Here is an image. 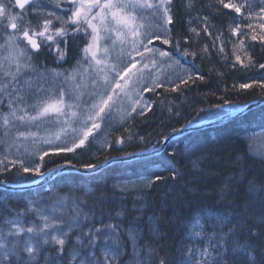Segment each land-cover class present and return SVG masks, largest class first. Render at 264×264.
<instances>
[{"label":"snow or ice","instance_id":"6c2138e0","mask_svg":"<svg viewBox=\"0 0 264 264\" xmlns=\"http://www.w3.org/2000/svg\"><path fill=\"white\" fill-rule=\"evenodd\" d=\"M179 4L189 17L191 37L177 31V0H0V144L5 145L0 176L12 169L17 177L45 176L65 165L102 176L113 161L124 163L121 157L99 159L92 153L113 113L145 117L154 102L145 100L143 91L154 92L167 83V91L177 92L206 79L184 67L175 53L209 62L215 56L232 69L264 70V62L253 54L257 48L264 51V0H213L207 6L215 5L217 12L219 6L231 9L228 37L212 23L211 13L198 14L199 0ZM193 13L198 27L191 26ZM201 33L211 38L210 45L204 43L199 53L189 51L186 45L199 43ZM73 48L78 58L64 68ZM179 67L183 75L174 82L169 70ZM252 89L264 95V80L239 84L240 91ZM125 102L130 105L126 113ZM133 138L129 134L127 140ZM254 140L249 137L247 150L234 155L226 152L227 145L200 150L190 160L192 175L179 188V174L169 167L167 176L120 179L111 186V196L107 189L84 191V197L91 193L99 204L110 205L101 207L99 217L94 209L81 207L86 199L72 195L83 185L51 208L34 202L14 207L0 200V264H153V257L155 264H264V145L254 148ZM116 143L122 147L114 150L124 157L136 155L124 150L123 138ZM13 148L16 155L10 159ZM50 153L64 157V163L52 160L55 168L48 167L45 157ZM68 154L92 159L73 163ZM36 155L40 163L31 159ZM176 155L170 154L173 161ZM226 155L227 167H217ZM7 182L0 179V184ZM169 183L173 190L157 209L149 197ZM128 196L133 197L131 205ZM166 226L182 230L175 257L161 245Z\"/></svg>","mask_w":264,"mask_h":264},{"label":"trees","instance_id":"16d2710c","mask_svg":"<svg viewBox=\"0 0 264 264\" xmlns=\"http://www.w3.org/2000/svg\"><path fill=\"white\" fill-rule=\"evenodd\" d=\"M212 2L213 0H199L198 8H200V11L198 14L203 16L211 13L210 19L212 23L217 28L223 29L225 37H228L227 27L233 21L231 9H224L222 6H219L220 11L217 12L215 5L212 8L207 7ZM225 2L227 3L228 0H225ZM177 9V31L181 36L187 35L191 37L192 34L187 32L188 24L186 21L189 17L185 15L184 10L180 7L179 0H177ZM196 15L197 13H193L192 27L199 26L198 21L194 19ZM28 18L32 19L34 24L37 22L36 17L31 13ZM210 31L215 33L216 29L210 28ZM232 39H235V37ZM210 41V37L201 33L199 43L194 44L189 42L186 47L189 51L199 53L202 45L204 43H209L210 45ZM164 47L168 48L167 45H164ZM230 48L231 45H227L225 50L230 51ZM73 52L77 53V50L73 48ZM73 52L72 58L75 56ZM253 54L258 62H264V51L257 48ZM175 55L187 62L194 71L203 73L206 77L205 81H197L196 85H182V90L177 92L167 91L168 87L156 89L154 92L148 91L147 98L154 102L152 111L148 112L145 117L138 116L133 123L128 124L125 128L114 131L111 134L110 140L113 148L102 152L92 151L95 157L104 159L108 155L123 156L122 152L114 150L122 147L116 143L120 138L125 140L123 147L129 153L147 151L154 148V145L159 147L163 144L165 137L187 125L218 118L229 111L240 110L250 102L264 97V95H261L262 90L260 89L239 90L240 83L251 82L252 78L257 77L264 71L259 67L250 69L237 67L236 69H232L227 61L215 56L209 62L207 60L201 61L199 55L196 58L182 57L179 52L175 53ZM218 73H223V76H219ZM233 84L236 85L235 89L232 87ZM225 100L231 101V103L225 104L224 107L216 106L223 104ZM245 128H264V106L251 110L245 113L243 117L229 123L189 133L168 144L165 150L158 155L128 163L111 165L104 171L102 176L99 173L85 175L77 172H68L59 175L43 186L25 191L0 189V200H6L14 207H22L24 203L34 201L45 204L50 202L55 194L70 193L74 187L83 185L84 187L81 191L72 192V194L81 199H86L87 203L82 204L88 210L94 209L96 216L99 217L101 207L109 208L110 205L99 204L96 197L91 195V193L87 197H84V191L97 188L102 190L107 189L111 196V186L114 182L139 175L148 176L152 173H162L167 176L169 173L166 169L169 167L174 168L179 174L178 180L180 183L175 184V187L179 188L192 175L190 160L194 159L200 150L211 146L227 145L226 152L228 154L234 155L245 152L247 150L246 140L243 137ZM129 134H134V138L131 141L127 140ZM140 136H143L145 139L143 141L139 140ZM157 141H159V144ZM92 149L95 148L93 147ZM173 151L177 152L174 161L170 157ZM67 158L73 159V163H77L78 160L79 162H86L88 159H92L91 156L83 155L73 158L72 154H68ZM52 160H55L57 163H64V157L54 156L50 153L48 157H45L48 167L55 168L56 165L51 163ZM93 162L98 161L93 160ZM228 162L229 155H226L225 159L221 160L216 166L226 168ZM249 163H253V161L249 160ZM44 170L41 169V171ZM15 171V169H12L6 175L0 176V179H6L12 184H29L42 177L34 174H25L23 177H17L13 175ZM93 176H97L98 179L91 181L89 178ZM73 178L77 179L74 180ZM171 190H173V183L155 188L149 197L150 202H153L154 206L158 209L164 194ZM205 203L211 204L212 202L206 201ZM184 211L186 212L187 209ZM166 230L167 237L161 241V245L175 257L177 255L175 249L181 241L182 230L179 227L173 228L172 226H166ZM153 260L155 264L156 258L153 257Z\"/></svg>","mask_w":264,"mask_h":264},{"label":"rangeland","instance_id":"374dc122","mask_svg":"<svg viewBox=\"0 0 264 264\" xmlns=\"http://www.w3.org/2000/svg\"><path fill=\"white\" fill-rule=\"evenodd\" d=\"M156 46H159V45L156 44ZM180 60H181V64L184 67L190 68L189 67L190 65L187 62L183 61L182 59H180ZM70 67H72V66H69L68 68H70ZM190 69H192V68H190ZM169 71L174 72V74L169 77L174 82L177 80V76L183 75V67L175 68V69H172V70H169ZM252 80H264V71L260 75H258L257 77L252 78ZM165 85H168V84L166 83ZM142 94H143V98L145 100H147L146 91H143ZM129 108H130V105L128 104V102H125V104H124V111H125V113L127 112V110ZM136 116L137 115L135 113H133L132 116H125L124 113H116V112H114L113 113V118L111 120V123L109 125H102V131H103L104 135L100 137V140H99L98 143H96V146L100 150L103 149L104 147H102V145L105 143L103 137H105L107 139H110V136L109 135H110V132L114 131L113 129H117V128H120V127L122 128V127L126 126V124H128L130 121H133ZM33 131H35V129H33ZM246 131L247 132L245 134V138L248 140V143L250 142L249 141V137H254L255 138L254 143H253V147L254 148H260L261 145H264V130H254V131L246 130ZM40 134L43 136L45 133H44L43 130H41ZM24 143L27 145L30 142L25 141ZM39 147H41V148H47L49 146L48 145H39ZM4 149H5V145L0 144V156L4 155ZM92 151H94V149H92ZM15 155H16V150H15V148H13L12 149V155L10 156V159L15 158ZM31 159L34 162L37 163L38 162V159H39V156L38 155L33 156V157H31ZM59 200H60V197L57 196L55 198V200L52 201L50 204L43 205V206H45L47 208H51L53 205L57 204V202ZM68 203H69V205H71L72 201L69 200ZM36 204H38V203H36ZM38 205H41V204H38Z\"/></svg>","mask_w":264,"mask_h":264},{"label":"water","instance_id":"95a60500","mask_svg":"<svg viewBox=\"0 0 264 264\" xmlns=\"http://www.w3.org/2000/svg\"><path fill=\"white\" fill-rule=\"evenodd\" d=\"M264 104V98L260 99V100H257L255 102H252L251 104H249L248 106H246L243 110L241 111H232L230 112L229 114L223 116V117H220L218 119H215V120H212L210 122H205V123H202V124H199V125H193V126H188V127H185L175 133H173L171 136H169V138L165 141L164 145L162 146V148L167 144L169 143L171 140L179 137L180 135L182 134H185V133H188L190 131H194V130H198V129H203V128H207V127H212V126H216V125H220V124H224L226 122H229L241 115H243L246 111L248 110H251V109H254L256 108L257 106H260ZM161 149V148H160ZM158 152L157 150L156 151H153V152H146V153H142V154H137L135 156H132L130 158H122V160H126V159H135V158H141V157H145V156H149V155H152L153 153H156ZM60 170H74V168L70 167V166H65L64 168L62 169H57V171L55 173H49L46 178L43 180V182L49 180L50 178H52L53 176L56 175V173H58ZM81 172H85V173H90V172H86L84 170H80ZM2 185V184H1ZM5 186V185H4ZM21 187H17V189H19Z\"/></svg>","mask_w":264,"mask_h":264},{"label":"bare ground","instance_id":"6f19581e","mask_svg":"<svg viewBox=\"0 0 264 264\" xmlns=\"http://www.w3.org/2000/svg\"><path fill=\"white\" fill-rule=\"evenodd\" d=\"M73 54H74L75 56H77V53H76V52H73ZM47 62L49 63V66H54V65H52L51 57L48 58ZM63 67H64V68H68V67L65 66V65H63ZM246 130H249V131H250V130H252V129L245 128L244 131H243V132H244V133H243V137L245 136V134H246V132H247ZM245 142H246V144H248V140H247V139H246ZM166 147H167V146H166ZM166 147H165V148H166ZM164 150H165V149H164ZM137 178H138V176H137V177H133V178H127V179H133V180H135V179H137ZM127 179H124V180H127ZM30 199H32V198H30ZM132 200H133V197H132V196H128L126 202L129 203V205H131Z\"/></svg>","mask_w":264,"mask_h":264}]
</instances>
